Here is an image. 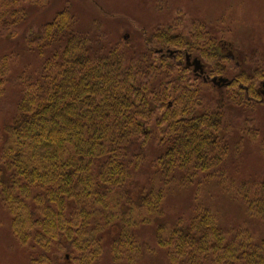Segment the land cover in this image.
<instances>
[{
  "label": "trees",
  "instance_id": "16d2710c",
  "mask_svg": "<svg viewBox=\"0 0 264 264\" xmlns=\"http://www.w3.org/2000/svg\"><path fill=\"white\" fill-rule=\"evenodd\" d=\"M20 1L9 0L6 8ZM71 18L63 11L42 26L38 50L47 57L40 73L24 76L23 98L0 147V203L10 213L13 235L38 250L42 264H52L55 252L64 259L77 252L75 264H98L101 237L111 239L116 257L121 247L149 253L150 243L139 242L138 231L154 225L153 251L154 245L163 250L168 264H264V182L254 190L243 183L237 192L219 170L229 157L220 109L193 115L184 94L156 123L154 154L149 147L156 128L145 124L151 103L141 97L151 85L145 79L155 72L153 65L144 58L135 70L124 65L127 59L94 46V36L77 31ZM6 19L0 15V26L25 17L11 11ZM6 59L0 62V89ZM238 79L244 86L235 96L226 92V100L246 102L251 78ZM214 179L242 209L247 226H223L205 206L187 220H163L171 184Z\"/></svg>",
  "mask_w": 264,
  "mask_h": 264
},
{
  "label": "rangeland",
  "instance_id": "374dc122",
  "mask_svg": "<svg viewBox=\"0 0 264 264\" xmlns=\"http://www.w3.org/2000/svg\"><path fill=\"white\" fill-rule=\"evenodd\" d=\"M8 1L0 0V15L9 19L11 11H17L25 19L8 28L0 26V62L7 58L6 81L0 89V147L23 98L24 76L40 73L47 57L38 50L42 26L66 11L77 31L93 35V45L101 51H117L127 59L123 64L130 63L134 70L141 67L143 58L153 65L155 72L145 79L151 85L141 96L146 95L151 103L147 127L156 128L184 94L191 98L193 115H212L220 109L227 128L224 135L229 136V157L219 170L229 175L237 192L243 183L254 190L264 182V0H21L14 9L6 8ZM186 55L201 61L203 75L198 77L192 67H186ZM242 75L251 78L245 88L251 87L252 96L246 92V102L242 96L234 102L226 100V92L235 96L244 86L238 79ZM213 77L226 78L228 85L217 88L210 82ZM178 109H182L180 105ZM182 117L180 111L178 118ZM157 130L152 136L156 141L149 147L154 154L158 153ZM208 173H216V169ZM139 178L145 179L146 174ZM170 186L171 193L163 203L164 221L187 220L205 206L218 213L223 226H247L242 209L232 204L215 179ZM250 224L257 227L254 221ZM154 228L151 225L138 231L139 242L150 243L149 253L121 247L116 257L111 239L104 235L98 264H168L163 250L154 245L153 251ZM39 257L38 250L22 245L13 235L10 213L0 203V264H42ZM64 257V253L55 252L52 264H75L80 255L72 252Z\"/></svg>",
  "mask_w": 264,
  "mask_h": 264
},
{
  "label": "water",
  "instance_id": "95a60500",
  "mask_svg": "<svg viewBox=\"0 0 264 264\" xmlns=\"http://www.w3.org/2000/svg\"><path fill=\"white\" fill-rule=\"evenodd\" d=\"M185 64L187 67H192L193 72L196 75L200 76L204 73L201 61L198 59H191L190 55H187L185 57ZM205 82H206V80H205ZM210 82L214 86H216L217 88L225 87L228 85V80L226 78H223V77H220V78L214 77L210 80ZM262 87L264 89V82L262 83ZM262 95H264V90L262 92Z\"/></svg>",
  "mask_w": 264,
  "mask_h": 264
},
{
  "label": "flooded vegetation",
  "instance_id": "af4514ba",
  "mask_svg": "<svg viewBox=\"0 0 264 264\" xmlns=\"http://www.w3.org/2000/svg\"><path fill=\"white\" fill-rule=\"evenodd\" d=\"M186 56H187V55H186ZM228 56L230 57L231 60H234V55H232L231 52H228ZM202 66H203V64H202ZM203 71H205V70H204V66H203ZM196 76H197V75H196ZM203 77H204V76H203Z\"/></svg>",
  "mask_w": 264,
  "mask_h": 264
}]
</instances>
